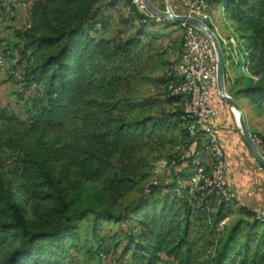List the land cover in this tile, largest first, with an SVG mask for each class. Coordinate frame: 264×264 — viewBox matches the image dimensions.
<instances>
[{
    "label": "trees",
    "instance_id": "1",
    "mask_svg": "<svg viewBox=\"0 0 264 264\" xmlns=\"http://www.w3.org/2000/svg\"><path fill=\"white\" fill-rule=\"evenodd\" d=\"M122 1L129 12L118 17V24L126 30L118 27L107 37L111 12ZM3 2L0 8H6L7 17L11 3ZM26 2L18 53L27 63L22 85L34 95L26 119L0 105V251L12 245L0 264H76L74 253L82 248L78 222L88 215L98 261L99 253L109 260L110 251L97 232L102 222H114L130 224L121 253L117 255L116 245L112 252L127 264H264V219L225 195L210 130L202 127L190 136L194 119L184 117L187 94L167 90L179 81L172 76L164 81L167 102L183 104L169 116H134L135 108L149 103H132L123 94L144 67V50L162 35L152 28L181 25L146 17L132 0ZM216 6L237 35L234 44L221 47L223 53L232 61L235 47H241L242 69L249 75L232 79V95L260 104L264 0H208L207 8ZM130 27L133 32L124 38ZM163 128L180 130L182 154L170 159L167 179L150 183L126 210L114 213L111 207L145 176L138 156L144 140ZM251 135L264 148V139ZM201 169L195 186L192 180ZM97 181L103 184L97 197L75 210L70 194L81 183ZM40 204L47 207L40 210ZM31 208L36 214L32 219ZM235 213L242 217L226 226Z\"/></svg>",
    "mask_w": 264,
    "mask_h": 264
},
{
    "label": "rangeland",
    "instance_id": "2",
    "mask_svg": "<svg viewBox=\"0 0 264 264\" xmlns=\"http://www.w3.org/2000/svg\"><path fill=\"white\" fill-rule=\"evenodd\" d=\"M20 3H27L28 0H14ZM151 3L162 11L170 10L177 15H184L185 11L181 6L176 5V2L172 0H150ZM11 3L13 6V0H4ZM6 8H0V105L8 106L9 109L17 115L20 119H26V111L31 108L30 97L34 95L33 91H26L24 85H22V72L25 69L27 63L20 59L19 50V35L24 30L27 21V7L14 8L12 18H7L5 15ZM117 10L111 12L112 22L109 31L105 34L107 37L114 36L118 27L121 31L126 29L120 27L118 24V17H127L129 8L125 2H118ZM204 23L210 28L219 40L221 47L225 48V45L235 43L237 35L234 32L233 24L222 14L220 6L214 8H207L204 12ZM98 26V25H97ZM133 26H136L134 24ZM182 26V25H181ZM173 26L169 29L162 30L159 26L152 28L151 31L155 32V35H162L159 39L144 50L143 68L139 74L131 80V84L123 92L126 98L135 104L147 101L149 105L145 107H137L132 112L134 116H169L168 114L178 112L183 107L182 102L168 103L166 99L165 80L169 76L176 78L181 75L180 69V53L183 44L184 27ZM134 30V27H130L122 36L125 38L130 35ZM231 51L234 50L231 46H228ZM236 51V52H235ZM232 53V61L228 60L229 55H225L226 58V70L225 71V91L227 95L235 98L236 104L239 108L246 109L251 107V104L256 106L258 118L264 125V107L261 103H253L252 101L242 98L233 97V87L231 86V80L241 75L246 76L243 67L244 53L242 48L237 46ZM239 51V52H238ZM238 52V53H237ZM238 55V64L235 63ZM148 57L147 59L145 57ZM247 77V76H246ZM169 80V81H171ZM163 81V82H162ZM171 84V83H170ZM170 92V91H169ZM263 102V101H262ZM229 109V106H228ZM228 111V110H227ZM230 111V109H229ZM192 123V122H191ZM191 125V124H190ZM183 129V127L181 126ZM180 128V129H181ZM148 132V131H147ZM210 133V132H209ZM251 133V132H250ZM253 134L260 135L264 139V129L262 132H252ZM190 134V132H189ZM212 135V136H211ZM191 136V135H190ZM208 137L216 143V147L220 152L223 159V169H225L224 154L217 143L213 133H210ZM255 144L261 143V139L252 136ZM207 141V140H206ZM182 142L183 136L179 129L163 128L155 130L150 134L148 138L144 140V146L139 152L138 156L143 159V173L144 178L138 180L137 184H134L132 188L120 199L116 204L111 207L114 213L119 214L126 210L128 206L142 196L144 189L150 183L162 182L170 172L169 161L182 154ZM263 142V141H262ZM211 159V150H210ZM228 169V167H226ZM213 171V170H212ZM228 186L227 189L224 186L225 195L235 197L239 201H243L249 205V208L254 209L257 212L264 213V173L257 171L256 182L257 191L252 190L251 194L237 193L236 182L237 179L233 172L229 170ZM212 175L211 169L210 174ZM102 181L97 182H84L79 184L75 190L70 194V198L73 201V208L75 210L83 209L89 202H92L102 189ZM147 191V189H146ZM108 206V204H104ZM47 207V204H40L39 209L42 210ZM99 207H102L100 205ZM33 208L28 211V217L34 218L36 214L33 213ZM239 213L231 215L225 220V225H231L236 219L240 218ZM264 219L263 216H258ZM79 236L82 248L74 253V259L76 264H105L107 258H100L98 261L97 256L94 254L96 249L95 239L92 229V216L88 215L86 218L78 222ZM122 223H110L102 222L101 229L97 232V236L103 239L104 246L109 249L108 264H127L120 259L116 260L113 256L114 245L117 246V255L122 251V247L126 242V234L129 230L130 224ZM15 245V243H14ZM12 245H8L2 248L0 251V262L5 257L8 248ZM171 264V263H169Z\"/></svg>",
    "mask_w": 264,
    "mask_h": 264
},
{
    "label": "built area",
    "instance_id": "3",
    "mask_svg": "<svg viewBox=\"0 0 264 264\" xmlns=\"http://www.w3.org/2000/svg\"><path fill=\"white\" fill-rule=\"evenodd\" d=\"M135 1L139 5V7H141L146 12L148 17L160 18L158 15L153 13L148 8L144 0H135ZM172 1L176 2V5L181 6L184 9L185 16L195 18L204 23V12L207 11L208 1H202V0H172ZM20 7H27V4L13 0V6H9V8L7 9V17L11 19L13 16V9ZM171 13L177 15L172 11ZM187 27H188V45H187V51L183 57L182 69H180L181 79H173V81H179V90L188 91V102L186 104L184 117L193 118V116H198V108H205V116H201L202 117L201 128L211 127V129L213 130L211 121L215 118L222 117L227 112V106H228L220 98L217 89V66H218L217 54L214 49L212 41L202 30L192 26H187ZM195 73H203V80L206 81V95H197V85L194 83ZM167 90L172 91V85H167ZM260 102L264 105V102L262 101ZM194 133L192 134V136L194 135ZM256 146L258 147L259 150L260 149L264 150V148L259 147L257 144ZM206 150H207L208 159H210L209 144ZM226 167L224 172L221 174L220 185H223L227 188L228 186L227 183L230 173ZM258 171L264 172L259 165H258ZM199 177L200 174L195 176L193 179V183H199ZM190 190L192 191V184ZM258 216L264 217V213L258 212ZM98 258L108 259V257L104 253H99Z\"/></svg>",
    "mask_w": 264,
    "mask_h": 264
},
{
    "label": "crops",
    "instance_id": "4",
    "mask_svg": "<svg viewBox=\"0 0 264 264\" xmlns=\"http://www.w3.org/2000/svg\"><path fill=\"white\" fill-rule=\"evenodd\" d=\"M226 75L228 76L227 70ZM230 83L232 86V80ZM240 109L249 132H262L264 125L258 118L256 106L251 104V107H247L246 109L240 107ZM211 125L213 130L211 127L203 128H208L207 130H210L208 134L211 132L216 136L215 138L224 154L225 165H227L228 169L233 172L237 179V193L251 194L252 190L257 191V185H259L256 182L258 176L257 164L248 150L244 138L240 134L234 114L231 111H227L222 117L213 119ZM240 202L249 207L247 203Z\"/></svg>",
    "mask_w": 264,
    "mask_h": 264
},
{
    "label": "water",
    "instance_id": "5",
    "mask_svg": "<svg viewBox=\"0 0 264 264\" xmlns=\"http://www.w3.org/2000/svg\"><path fill=\"white\" fill-rule=\"evenodd\" d=\"M147 4L148 8L158 15L161 19L165 21H171L175 25H185V26H192L197 29L202 30L212 41L214 49L217 54L218 59V66H217V89L220 98L229 106L230 111L234 114L237 122L238 129L240 134L245 140L248 150L250 151L251 155L253 156L255 162L263 169L264 171V157L262 156L261 152L259 151L258 147L254 143L251 133L249 132L243 113L239 106L236 104L234 98L227 95L225 91V55L221 48V45L211 29H209L203 22L197 20L195 18L185 16V15H175L171 13V11H162L156 8L150 0H144ZM234 110L237 111L238 115L236 116Z\"/></svg>",
    "mask_w": 264,
    "mask_h": 264
},
{
    "label": "bare ground",
    "instance_id": "6",
    "mask_svg": "<svg viewBox=\"0 0 264 264\" xmlns=\"http://www.w3.org/2000/svg\"><path fill=\"white\" fill-rule=\"evenodd\" d=\"M133 3L136 5L137 9L143 14L145 15L146 17H148V15L146 14V12L141 8L139 7V5L136 3L135 0H132ZM202 1H208V0H202ZM14 11V10H13ZM170 11V10H168ZM152 18V17H150ZM155 19L156 21H160L161 18H153ZM182 26H185V25H182ZM207 26V25H206ZM210 29V28H209ZM213 32V31H212ZM214 33V32H213ZM218 39V38H217ZM211 40V39H210ZM219 41V40H218ZM187 45H188V27L185 26L184 27V35H183V44H182V50H181V53H180V65H181V69H182V61H183V57L187 51ZM225 66H226V61H225ZM226 71V70H225ZM1 73V72H0ZM173 79H181V75H180V78H173ZM194 83L197 85V95H206V81L203 80V73H195L194 75ZM172 85V93L174 94H179V93H184V94H187V99H188V91L187 90H179V85H175V84H171ZM264 102V101H263ZM262 107H264V105L261 103ZM186 110V108H185ZM234 113L235 115L237 116L238 113L237 111L234 110ZM201 116H205V108H198V116H193L192 119H194V123L192 124V126L190 127V135L192 136V134L196 133V131H198L199 128H201L202 126V117ZM196 129V130H195ZM194 133V135H195ZM211 133V132H210ZM212 136V135H211ZM255 143V142H254ZM222 150V149H221ZM215 151V156L217 157L218 159V168H217V176H218V181L220 182V178H221V171L223 170V165L221 163V155H220V152L218 151L217 147H215L214 149ZM204 167V165H203ZM203 169V168H202ZM202 169L201 171L199 172V174H201L202 172ZM225 170V169H224ZM193 182V180H192ZM199 183H200V177H199ZM195 186L197 185V183H193ZM227 189V188H226ZM228 190V189H227ZM229 192V191H228ZM230 193V192H229ZM170 263V262H169Z\"/></svg>",
    "mask_w": 264,
    "mask_h": 264
}]
</instances>
